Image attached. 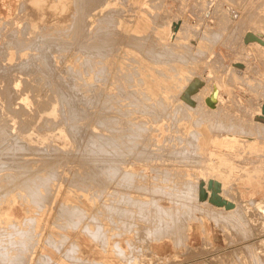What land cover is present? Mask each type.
I'll return each mask as SVG.
<instances>
[{
    "label": "bare ground",
    "instance_id": "bare-ground-1",
    "mask_svg": "<svg viewBox=\"0 0 264 264\" xmlns=\"http://www.w3.org/2000/svg\"><path fill=\"white\" fill-rule=\"evenodd\" d=\"M121 1H123V3L126 4L125 5L127 8L126 11L129 10L133 14L134 13L136 14V18H134V16H133V19H131V17L129 19H127V17H125V19H127L128 23L126 22L125 19H124L125 21L122 20V21H124L123 23L126 22V24H127V27L124 29V32L118 31L119 29L116 30V27H117L116 25H118L119 22H117V23L115 22L117 20L114 18L113 15L116 14L117 12L114 14L111 13L114 11L113 10L114 8L111 10V8L113 6L110 4V2H108V0H23L22 4H24L27 7L29 6L26 9L23 6L25 11H27V12H25L23 10L25 12V13L23 12L24 15L28 14V16H29V19L27 17H25V19L26 18L28 19V22H26V23H28V24L30 23L32 33L33 32L34 33L32 35H31V33L29 34V26H27L28 24H26V23L24 24V22L26 21L25 20L24 22L22 21L24 25H21L20 28L16 27V26L14 28L8 27L9 33H10L9 35H11V36L8 38L7 41H9V42L11 41V43L12 42L15 43V41H16V43L14 44L16 46H13L16 48L12 47L13 48L12 50L15 49L19 52L18 53L15 51L17 53L16 56H18V54H19V56H21L20 52L23 51L21 53H24L26 51L25 52L26 55L23 54L24 57H22L23 58L22 59L23 64H25V62H27L29 60L28 58L30 56L33 58L34 57L38 58V61L40 63V67L42 68V69L41 68L37 69V70H39L38 74L41 77L39 79H42V78L45 79V80L44 79L40 80V82L38 81V83L43 84V82H41V81H44L45 86L46 85L48 86V84L53 83V79L51 80L52 82H50V80H49V79H51L50 77H52V76L54 77V75L51 74L52 71H50L53 69H52V66H51V69L49 68V66H50L49 62L50 61L48 63L46 61L47 64L44 62L45 57H43L44 58L43 59L42 56H40L38 53L33 54L31 52L32 54H30V53H28L30 51H27V50H39V49H36V47L42 46V45L40 46L41 41L39 39L44 38V36L47 37V38L45 37L46 40L49 38L48 36H51L53 38L61 37L62 38L61 40L66 42V43L68 42V40L65 41V39H67V38L70 39L69 37H71L70 42L68 44H71V41H72V43H73L72 45L75 48V50H72V52L74 51V55H75L74 59H73L74 64L68 63L66 65V63H64V65H66L65 69L71 73V77H72V79H71V77L68 76L69 79H71V81H72L71 86H70V91L68 92L66 90L67 91L66 92L64 90H61V89H64L68 84L66 86L63 84L65 87L62 86L61 83H63L65 80L62 82L63 77L59 75L60 77H62L61 78L62 80H60L59 76L55 73H54L55 77H57V79L59 81H61L60 85L62 87L58 86V88H56L54 85L53 86H54V88H56L57 92H59V93H57L58 96L56 95L57 96L56 98H58L57 100L61 103L62 102L66 103L65 109L67 110V112L65 111V113H67V115H70V116H67V118L64 117L66 119L65 121H69L68 126H70L71 129H74L77 132V138L78 139L77 138H75V139H77V141H78V144L76 147V148H78L77 149L78 153H77V151H76V153L80 155L81 159H83V161H81L80 158L78 157L80 160L79 162H81L80 166H81L82 162H83V164L89 163V166L84 167V168H86V170L89 167V170H90L89 177L88 178L86 177L89 180L88 182H85L86 178H84V180L82 179L83 178L82 175H81L82 178L80 181V177L78 176L79 174L76 173L77 172L76 169H75L76 172L75 171L72 172V173H76V175L74 176L75 178L72 175L71 176L74 178L75 182L80 183L83 181V185L81 184V186L78 183L79 186L81 187V189H84V190L88 189V191L89 190L91 191V194H90V192L88 194L86 193L87 195L90 194L89 195L90 197H88V196H86V197H88L91 200L90 205L94 208V210L91 209L92 211L89 212L86 207H84L83 205L80 204V201H79V205H78L75 203H71V202H69L63 198L60 202V206L57 207L58 206L57 201L60 200L59 197L61 194L60 193L61 187H62V184L64 183V182L63 183L62 182L57 183V181L55 180L57 178V176H56L57 170L56 169L59 167L56 164H59V162H57V160L55 161L56 163L54 165H55V167L57 166V168L53 169L52 165H50V164L54 163L53 162L54 158L53 159L51 158L52 160H50V161H52L53 163L49 164L50 170H48L47 169L48 167H47L46 169L48 171L42 172V169L40 170V167H39V166H41V161H36L37 158L36 159H32V158L28 159L29 157L27 155L29 153L27 155H25L24 152H21V151H25V148H28V147H26L27 145H26V142L24 141V137H23L25 134L26 126L24 127V125L22 126L20 124L21 126H19V127L20 128L23 127L24 131H23V129H22V131L20 130L23 133V135H18L16 133H13V131H10V129L14 130L13 128H11V126L13 125L12 123L9 122L11 126L8 125L9 123H7V125H5V123H6L5 120H8L6 118V117H8L7 114L9 116H11V114H13L11 112L7 113L8 110L10 111L11 109H13L11 106H10L11 107L10 109L8 106L5 108L4 112L6 111V109H7V111L5 113H2L3 115H1V113H0V172H2V171H11L12 172L11 175H10V173L9 174L8 173H2V176L0 175V179L3 176H10L11 177V178H8L10 180H9V182L6 181L7 182L6 184L5 183L2 184V182H0V189L6 188L8 186V189H6V190L4 189L7 192L4 194H0V207L3 206L4 202H8V203L12 202L11 200L5 199V198H6L7 194L11 193V192H9V189H11V188H9V184L14 183L12 185H14V187L20 188L19 190L20 191L22 190L24 193L23 194H22V192L21 193L18 192L19 194L15 193L17 191L14 192V190H12V189H14L13 186H12V189L10 191H13V194L14 195L16 194V197L17 196L20 197L22 199V201L23 200L27 201L26 203L32 204V205H34V207L36 206V209L38 210V212L41 211V209L44 208L46 205L48 208V215H50L54 209L56 210V208H58L57 213H56V215L58 217L57 216L56 217H57V219L58 218L63 219L62 222L64 224V227L62 225H59V227L58 226L57 227L60 228V226H61V230H64L62 228H66V229H68V231L66 230L67 231L66 234H64L65 233L64 232L59 237V239L61 238L60 244L55 245V243H52L53 245H51V244H49V245L53 246V247L55 246V250H57V252H58V251H60L63 244H65L66 241H69L70 242V243L68 242L69 247L65 249V252L68 255L74 256L75 254H79L76 251L81 252L83 256L87 255V258H81V259L73 260V261H72V259L67 257L66 260H68V261L70 260L72 264H109V262H108L109 260L106 257V253L109 252V249H110V251L113 252L115 258H117V260H119V264H122L123 261H124V264H169V263L171 264L172 262H169L170 258L162 257L158 254V250L156 248L149 249V248H147L148 246H146V245H151V244L162 243V240L167 235L165 232V229H168L170 227V225L165 224V223H160V221L163 220L161 213L165 212V211L163 209H159V213L161 215L159 214V216L158 215L154 216L152 218L154 223L152 221H149L151 223V226H149V223H148L147 229L144 226H143V228L138 227L137 221L142 220L143 218L141 219V218H137V217L140 215L143 216L142 214L145 212L144 208L145 207L147 208V203H145V201L141 200L139 197H138L139 198L138 199L136 196H132L130 192H138V195H140L139 194L140 190L144 191L146 189V185L141 184L136 179V178L140 179V177H141V180L142 179L144 180L145 177L143 178V176L145 174L141 176V174L136 173V171L131 168L132 162L128 161L129 158L130 157L136 158V156L140 158L139 154H141V153H142V155H141L142 157H143V154L145 156L147 154V151H146V153H144V152H145V150H147V147H149V145H151V144H154L156 146V143L161 142V140H164L163 142H167V143H168V140H171L170 142L175 143L177 141L176 135L178 134V132L181 133V128L184 130V132L182 134H186L187 131L191 130L192 124L197 125V126H205L203 124L204 123L207 124V122H208L209 126H210L211 118L213 116L216 118H220L219 123H222V125L225 126L226 128H228V131H230L227 134L224 133L223 134L224 137L220 136V134H218L220 137H222L221 139H218V135L216 137L215 136L210 137L209 135H207V132L205 131V129L199 128L197 130H194V132H193L196 134V139L193 141L194 149H192V152H193V154L194 153L198 154L199 150H197V149H201L202 151H199V152L201 155L204 153V156L206 157V159L202 165V162H203L202 159L203 158L200 159V155H199L198 159H200V160H197V161H198V163H200V161H201V163L199 165L201 167L199 168L198 174L195 176V181L193 180V182L191 183L189 180L188 181L185 180L186 192H185L184 196H186L187 201H184V202L189 203L190 201H194V202L197 201L200 204H204V205L206 204L210 208L208 210L212 211V210H219L220 209L221 213L234 211L231 209L226 210L223 206H216V205L212 204L210 201H208V198L211 195V193H214V195H217V196H219V197H221L227 201H228V195L233 194V191L235 189H233L231 187V182L229 181V179H231L232 176L230 175V172H224V170H223L226 168L223 166H228L230 164L229 162L232 161V159H229L224 153L220 154L218 152L219 153L218 154L217 152L214 153L213 151H212L213 153H211L210 150H208V151L205 150L204 145H206L208 142H211V144L214 142L217 144L219 143L220 146L221 145H224V146H226V145L230 146L231 145L234 147L235 145L238 146V145L243 143V144H246L248 148L253 146V149L256 150L258 148L257 147L258 141H259L258 139H261V137H258V134H263V136H264V97H262L261 100L259 101V107L252 109L253 108L252 105L245 104L246 101H248V99L245 100L243 98L245 100L244 101L243 99L240 100L241 97L236 98L231 94H228V95L223 94L220 92L219 88H216V91H215L211 86H209V87L205 86V82H204V80L201 79V77L186 75L183 69L176 71L177 74L171 73L170 72L172 69L171 62L174 61L173 59H171V56L176 54V52L179 48H180V50H178L179 51L178 53L180 54V52L187 50L186 48H188V49L193 48V47H191L192 45L195 46L196 53L197 52L199 53V51L201 50L199 38H201V37L198 35L196 38L194 37L195 39L192 38L193 36L190 38H186V34L188 32H190V30L179 19H171L170 20L169 18L168 19L170 21L168 20L169 22L166 23V25L168 27L167 29H164L166 26L164 24V27H163V24L161 23L165 19L164 20L160 19V20H162L160 22L157 19L159 22V25L153 26V27H155L154 32H150V31L149 32H143L146 29L150 30L152 27L151 26L152 24H150L148 21L142 19V17L138 13L141 12L143 9L145 10V6L148 5L147 2L149 4L151 2H149V0L148 1H146V0H121ZM219 1L218 0H196L194 2V4H196V8L199 7V9H197V10H200L202 12L201 17L203 14V16L205 17L204 20H206L207 22H208V20L211 19V16L213 14H214V16L219 15V16H217V19H216L217 21H215V22H217L216 23V25H218L217 28L220 27L223 30H221L219 28V30L217 29L218 32L219 31L226 32L228 29L226 31H224V30L227 28L226 25L229 24V23H227V22H229L228 20L233 19L235 23L231 27L228 25L230 27L228 33H230L229 36H231V37L235 34H238V36L240 37L239 45L238 44L237 45L241 48L240 49L241 53L243 54L247 50H250V49L257 47L256 52H258L260 56L264 57V29L263 30L261 29V27L264 26V23L262 25V23L260 21H257V22L250 21L247 24H244V27H241L242 25L237 26V24H239V23L243 24L241 22L243 21L245 23V21L244 20L240 21V19H239V21H237L235 18L236 15H234V12H231V14L229 15L230 16L229 18L226 17V12L230 11L231 9L228 10L229 9L228 8L229 6H228L227 7L228 11L225 12L223 9V5H222V8L220 5V3L223 0L220 3H219ZM121 3H119V4H121ZM160 3H161V0H160ZM235 3H236V1L234 2V4ZM250 3H251L250 5L252 6L253 1ZM157 4L159 5V3H157ZM206 4H209V6L210 5L211 6L207 7ZM159 6H161V5H159ZM225 6H227V5H225ZM238 6H240V4H238ZM251 6H250V8H251ZM152 7L154 8V6H152ZM161 7H159V8H161ZM116 8H118V7L116 6ZM149 8H151V7H149ZM119 9H120V7H119ZM154 9L157 10L156 7ZM17 10L19 11V9H17ZM156 10H155V12H156ZM259 10H260L261 14L264 15V1L262 2V6L260 7ZM117 11H118V9H117ZM122 11H124V10H122ZM126 11L124 13H126ZM161 11H162V9H161ZM119 13L122 14L123 12H119ZM215 13L217 15H215ZM127 14H128V12H127ZM127 14H126V16H127ZM155 14H158V12H156ZM167 14H168V12H167ZM209 14L210 15L212 14V15L208 16ZM24 15H23V17H22V15H20V16H18V18L19 17L24 18ZM166 15H163L162 17H164ZM206 15H207V17H206ZM120 16H123V15H120ZM130 16H132V14ZM149 16L151 17L152 15L149 14ZM14 17H17V16H14ZM160 17H161V15H160ZM167 17H169V15H167ZM201 17H199V18H201ZM151 18H150V20H151ZM170 18H171V16H170ZM14 19L16 20V18H14ZM21 20H23V19H21ZM16 21H15V23H16ZM166 21H167V19H166ZM211 21L212 20H210L209 23H211ZM153 23H154V20H153ZM5 24H7V21ZM5 24L3 23V25H5ZM214 24L215 23H213V25ZM12 26H14V25H12ZM205 26H206V23H205ZM3 27L4 26L0 27V32H2V30H5V29H2ZM237 27L241 28L240 32H238V30L240 28L237 29ZM45 28L49 29L50 31H47V29H45ZM202 30H201L202 34L207 33L206 30H208V27H207V29H204L203 31ZM217 30H216V32H217ZM6 31H7V28H6ZM116 31H118V32H116ZM195 31L197 32V30H195ZM3 32L5 33V31H3ZM26 32L29 35H31V37H29V39L26 37ZM193 32H194V30H193ZM212 34H214V33H212ZM216 34L217 33H215V35ZM206 36L203 38H206ZM236 36L237 35H235V37ZM38 37H41V38H38ZM0 38H2V37L0 36ZM6 38H7V35H6ZM37 38H38V41H40V42L37 41ZM232 38L230 40L227 38L229 40V41H227V43L230 42V44L235 45L236 44L235 41H237V39L235 41H233ZM11 39L12 40L14 39V40L12 41ZM45 39H41V40H44V42H45ZM206 39H208V37ZM58 40H60V39H58ZM4 41H6L5 38H4ZM50 41L52 43L53 39ZM9 42H8V44H11ZM44 42L41 44H44ZM64 42H62L61 44H64ZM48 43H49V41H48ZM54 43H56V40ZM157 43H159L160 47H161L158 49L159 51L157 50V48H155L156 50H154L153 45L157 46ZM1 44H2L1 46H3V47H9L8 45H5L6 43L4 44L5 46L3 45V43H1ZM53 44H52V46H56ZM46 45H47V43L44 44V46H42V47H45ZM50 45L51 44H49V46ZM59 46L61 47V45H59ZM46 47H45V50L48 48V47L47 48ZM157 47H159V46H157ZM50 48H51V46H50ZM50 48H49V52L51 51ZM56 48H59L58 45ZM62 48H63V45L61 48H59V49H61L60 50L61 52H62ZM67 48H66V50H67ZM63 49H65V47ZM2 50H3V48H2ZM6 50H7V48H6ZM52 50H54V49H52ZM7 51H10V50L8 49ZM7 51H5V52H7ZM42 51H43V48H42ZM56 51L58 52L59 50L56 49ZM56 51L54 50L55 53H57ZM155 51H157V52H155ZM0 52H1V49H0ZM66 52H63V53H66ZM201 52H203V51H201ZM2 53H4V52H1L0 54H2ZM16 53L13 52V54H16ZM44 53L47 54L48 51H47V53L43 52V54ZM190 53H192V52H190ZM4 54H6V53H4ZM40 54H42L41 51H40ZM49 54H47L46 60L48 59V57L51 60V58H50L51 56H48ZM58 54H57L58 57L55 55V57H57V59L60 57L59 56L60 54L59 55ZM180 55H182V54H180ZM183 55H182V57H183ZM61 56H62V54H61ZM65 56H64V58H65ZM176 56H178V55H176ZM52 57H54V56H52ZM4 58H5V56L3 58H1L2 60L1 59L0 60L3 61ZM26 58L28 60H26ZM179 58H180V56H178V58L176 57V59H179ZM6 59L4 60V62L6 61ZM20 59L21 58H19V60ZM36 59L35 60H29V61L34 62V61H37ZM170 59L172 61H170ZM22 62L19 61L17 63L22 64ZM65 62H66V60H65ZM27 63H29V62H27ZM59 63L61 64L60 61H59ZM176 63H177V61H176ZM2 64L4 65V63H2ZM5 64H6V62H5ZM7 64H9V63L7 62ZM15 65H16V62H15ZM26 65H28V64H25V66ZM9 66L14 67V63H13V65L10 64ZM25 66H24L23 70H22V68H20L21 66L20 67L18 66L19 67L18 71L20 72V69L22 71H24ZM30 66L35 68L33 65H30ZM55 66H56V64H55ZM0 67L1 68L3 67L2 68L3 73H5L4 68H6V67L9 68L8 72H10V69L13 70V68L8 67V65H5V66L1 65ZM53 67H54V65H53ZM59 67H60V65H59ZM27 68H26V70H27ZM33 68H30L28 70H31V69L33 70ZM56 68L58 69L57 66H56ZM54 69H55V67H54ZM12 70H11V73H9V75L10 74L12 75V72H13ZM15 70L16 69L14 67V71ZM62 70H64V69H62ZM34 71L37 73L36 69ZM19 72H18V74H19ZM24 72H22V73L24 74ZM53 72H55V71H53ZM3 73H1V75H4ZM16 73H17V71H16ZM28 73H31V71L30 72L28 71ZM65 73H67V72H65ZM23 74H21V75H23ZM26 74H27V72H26ZM14 75H15V73H14ZM27 76L32 77L29 74H27ZM34 76H36V75L34 74ZM5 77H7V76H5ZM23 77H24V75H23ZM68 77L65 79H68ZM37 78L38 77H36L35 82L37 80H39ZM10 79L12 81L14 80V79H12V77H10ZM19 79L17 78V80H19ZM21 79H23V78L21 77ZM11 80H9V81H11ZM12 81H11V83H12ZM20 81H18V82L15 81V82L19 83ZM23 81L27 82V80H22V82ZM55 82L56 81L54 80V83ZM65 83H67V80L65 81ZM0 84H1V82H0ZM20 84L22 85V83H20ZM25 84H23V85H25ZM35 84H33V87L31 88L32 91H33V88L34 87L36 88V86H37V84H36V86H34ZM21 85H19V87ZM27 85H28V82H27ZM58 85H59V82H58ZM69 85H70V83H69ZM3 86H1V88H3ZM40 86H42V85H40ZM40 86H39V89H36V91L35 92L33 91V92L36 93L37 90H40V88H41ZM45 86L43 85V87H45ZM51 86L52 85H50L48 87H51ZM68 86H67V88H68ZM25 87H26V85H25ZM14 88L15 87H13V89ZM17 88L18 87H16V91L18 90ZM20 88H22V87H20ZM37 88H38V86H37ZM29 89H27V90L30 92ZM50 89H51V91H56L54 89L52 90V87L49 88V90ZM1 90L3 92L4 89H1ZM19 90H21V89H19ZM27 90H25L26 92L21 91L20 93L19 92L18 93L19 94H22L23 92L27 93ZM5 91H7V90H5ZM51 91H49V92H51ZM217 91L219 94L217 93ZM2 92L0 94H2ZM7 92H9V91H7ZM7 92H5L4 94L6 95ZM33 92L30 94V96L33 95ZM47 92H48V90H47ZM184 92H186L187 97L189 98V102L187 100H183L181 98V95ZM53 93L54 92H52V94ZM216 93L218 95H216ZM7 94H9L8 96L6 95L7 97L4 96V98H1V99L6 101L5 98L8 99V97L10 96V93H7ZM23 94H22V96H23ZM16 95H17V92H16ZM25 95H24V97H25ZM49 95H47L46 98ZM26 96H28V94ZM36 96H37L36 99H38L39 95H36ZM0 97H2V95ZM31 97L34 98V96H31ZM52 97L55 98V94ZM29 98H27V99L29 101L32 99L31 101L33 104L36 103V102H34L35 100L33 98H30V99ZM8 100H7V102H4L5 105L10 104V103H8ZM10 100H12V99H10ZM42 100H43V97L39 101H42ZM44 100H47V99L44 98ZM50 100H51V98L49 99L50 104H53V102H56L55 99H53L54 101H50ZM39 101H38V103H41ZM49 102H48V104H46L47 102L46 103L43 102L42 103L43 105L40 106V109L42 111L43 110L46 111L47 113L48 112L54 113L55 107H54V105H49ZM38 103H36V104H38ZM54 104H56V103H54ZM62 104H64V103H62ZM28 105H27L26 101L21 102L20 103L21 110L19 109V107L16 108V106H19V105H16V106L14 105L15 107L14 106L13 107L16 110L18 109L19 111L18 110H17L18 112L14 111V114L12 115V117L15 116L16 114L19 115L20 114L19 112H22V110L23 111L27 110L29 107ZM58 105L61 107L60 104H58ZM32 107L33 106H31V108ZM262 107H263V109H262ZM29 109H30V107H29ZM36 110H34V112ZM32 111H33V109H32ZM63 111H64V109H63ZM37 112L40 113L39 111H37ZM58 112H60V110ZM9 113H11V114H9ZM60 113H61L60 116L62 117L63 112L61 111ZM41 114L43 115V113H40V115ZM36 115H34V116H36ZM40 115L37 118L36 117H34V118H36L38 120V118L41 117L40 119H42V115L41 116ZM21 116L24 117V116H26V114L25 115L22 114ZM44 117L50 118V116H48L47 114H46V116L44 115ZM16 118H18V117H16ZM16 118L14 120H16ZM47 118L45 119V121L49 120ZM18 120H20V117L18 118ZM37 120H35V122ZM50 120H51V118H50ZM86 120H87V125H89V127H87L88 130H86L88 132H86L84 135H80L79 134L80 127ZM24 121H26L25 123H28L26 119ZM29 121H31V123L34 122L32 120H29ZM49 121H46V122L49 124L50 123ZM65 121L63 120V123ZM16 122H17V120L14 122V125L19 123V122L18 123H16ZM35 122H34V124H35ZM41 122H40L39 126H36V124L38 123L37 122L34 125V127L31 128L32 130H29V131L34 133L36 130L33 131V128L38 127V132L39 131L41 132L42 128L40 126H43L42 124H44V123L41 124ZM52 122H53V120H52ZM54 122H55V120H54ZM57 122H58L57 124L55 122L56 127L53 125V123H52V125L50 123V126L52 127V130H50V132L55 131V128H57L56 130H59L58 127H61V126H58L60 120ZM178 122H180L179 127H181V128H178V129L173 128V126L175 127L178 124ZM219 123L212 124L214 126L213 128H217ZM29 124H30V122H29ZM29 124H28V126H30ZM46 124H44V127H46L45 126ZM61 124H62V121H61ZM14 125L12 127H14ZM31 125L33 126V123ZM65 125H66V123H65ZM53 126H54V130H53ZM8 127H10V128H8ZM17 127H15L16 132L19 129V128L16 129ZM39 127L41 128V130H39ZM188 127H190V128L186 130V128H188ZM206 127H207V125H206ZM29 129H30V127H29ZM64 129L67 130L66 128H64ZM68 129H69V127H68ZM194 129H195V127H194ZM209 129H211V126L209 127ZM209 129H208V133L213 132V130L209 131ZM46 130H48V129H46ZM237 130H238V132H235ZM26 131L28 133V130H26ZM69 131H71V130H69ZM38 132L36 134L35 133L34 134L39 135L40 132L39 133ZM76 132H73V134H74L73 137L75 136ZM45 133H46V131H45ZM164 133H167V134H164ZM34 134H31V135L35 136ZM40 134H43V133H40ZM51 134H49V135H51ZM55 134H57V133L55 132L54 135L53 134L52 135L55 136ZM71 134L72 133H70V135ZM31 135L29 137H31ZM40 137L46 138V137H48V135L46 133L44 136L42 135ZM57 137H54V138H57ZM67 138L69 139V137H67ZM72 138L70 139L69 142L73 141L74 138L73 139ZM183 138L186 139L184 136H183ZM34 139H35V141L38 140L36 138H34ZM75 139H74V141H75ZM172 140H174L175 142ZM40 141H39V143H40ZM181 141H184V140L181 139ZM197 141L200 142L201 145L196 144ZM170 142H169V144H170ZM259 142L261 143L262 141H259ZM75 143H76V141H75ZM40 144H42V141ZM46 144L49 145V142ZM43 145H42V148L45 151V148L43 147ZM71 145L74 147V145L72 143H71ZM38 146H35V148L33 147V150H35L36 147L38 148ZM209 146H210V143H209ZM211 146H214V145H211ZM156 147H158V146H156ZM223 147H222V149H223ZM233 147H230V148L232 149ZM29 148H28V150H29ZM39 148H41V145ZM39 148L37 150H39ZM42 148L40 150H42ZM46 148H48L47 150H50L49 147H46ZM54 148H52V149H54ZM56 148L58 149L57 146H56ZM56 148L54 149L55 152H59V151H56ZM158 148L157 149L160 150L163 148L165 149L166 147L163 146L161 148L160 147H158ZM212 148H214V147H212ZM150 149H151V147H150ZM226 149H227V147H226ZM37 150H35V152H34L35 156H36V153L38 152ZM54 150H52V151H54ZM59 150H61V149H59ZM65 150H62V151H65ZM69 150L70 149H68V151ZM220 150H221V148H220ZM148 151H149V148H148ZM152 151L157 152V150H152ZM209 151H210V153H207ZM214 151H215V149H214ZM263 151H264V149H263ZM31 152H30V155H32ZM70 152H71V150H70ZM171 152L170 153L168 152V154L170 155ZM185 152H183V153H185ZM41 153H42V151L38 154H41ZM49 153H52V152H49ZM61 153H63V152H61ZM157 153H156V157L159 156V155L157 156ZM59 154L60 153L55 154V155H59ZM161 154L162 155H160V157L164 156L163 152ZM168 154H165V155L168 157ZM173 154H174V152H172L171 160L173 159ZM44 155H47L46 151H45ZM69 155H67V156H69ZM154 155H153V158H154ZM177 155L180 156V153ZM177 155L174 157L176 158ZM37 156H39V155H37ZM41 156H43V155H41ZM59 156L62 157V155H59ZM193 156H195V154ZM213 156H217L215 158L218 159V161H217L218 164H214L216 159L214 161L211 160L212 158H214ZM44 158H42V159L44 160ZM62 158L60 159V161L63 160ZM150 158L147 157L145 159L149 160ZM187 158L185 157V159H187ZM42 159H40V160H42ZM47 159H50V158H47ZM162 159H164V158H162ZM208 159H210V162H208ZM67 160L69 161V157ZM85 160L88 163L84 162ZM135 160L133 162H136L139 159L137 158V160L136 161ZM141 160L144 161V157ZM193 160H194V157H193ZM70 161L72 162V160H70ZM73 161H75V159ZM143 161L142 162L140 161V162L142 164H144ZM175 161H176V159H175ZM197 161L194 160L195 163ZM63 162H61V164L64 165L65 162L64 163ZM217 162H215V163H217ZM44 163L47 164V163H49V161L44 162ZM61 164H59V165H61ZM83 164H82V167H83ZM183 164L185 165V163H183ZM43 165L45 167V164H43ZM78 165L79 164H77V166ZM153 165H155V164H153ZM47 166H48V164H47ZM84 166H86V165H84ZM33 167H37L38 169L37 168L33 169ZM51 167H52V169H51ZM66 167H67V165H66ZM69 167H71V166H68L67 168H69ZM82 167L79 170H81ZM61 168H63V167H61ZM77 168H79V167H77ZM167 168H169V167H167ZM175 168H177V167H175ZM63 169H65V168H63ZM63 169H61L62 174H64ZM70 169H69V171H71ZM82 170H84V169H82ZM153 170H155V172L158 171L156 168H154ZM43 171H44V169H43ZM88 171H86V172H88ZM139 171L141 173V170H139ZM170 171H171V169H170ZM170 171L165 169L164 173H162V176H167L168 174L171 173ZM61 172L57 171V173H60V174H61ZM86 172L84 171V173H83V171H82L83 175L84 174L86 175L87 174ZM172 172H174V170ZM68 173H70V172H68ZM82 173L80 172V174H82ZM193 173H194V171H193ZM66 174H67V170H66ZM185 174L187 175V172L183 173V175H185ZM67 175H65L66 178H67ZM160 175H161V173H160ZM58 176H59V174H58ZM76 176L79 177L78 181L76 180L77 179ZM60 177H61V175H60ZM193 177H194V175H193ZM5 179H7V177ZM61 179H59V180H61ZM67 179H64V180H67ZM71 180L70 181L67 180L68 181L67 183H69V182L73 183L74 182L73 180H72L73 182ZM55 181L57 184H55ZM209 181L211 182L210 186H209ZM4 182H5V180H4ZM84 182L87 184L84 185ZM200 182L203 183L201 189L203 191H205L207 194V197L204 200H199V198H198L199 197L198 192H199V188H200L199 187ZM74 183L72 184V187H71V185L67 184V187L70 186L71 188L70 187L69 188L71 190H72V188L74 189L75 188V186L73 187ZM193 184H194V188L191 189ZM75 185H77V183ZM69 188H66V189H69ZM81 189L79 190V187H78V190H76V191L77 192L80 191V194L85 193L84 190H82V192H81ZM72 191H70V192H72ZM76 191H75V193H76ZM88 191H86V192H88ZM192 191L194 193H192ZM238 192L236 191L235 193H238ZM66 193H68V191ZM70 196L73 199V197H72L73 195H70ZM88 198L85 199V200H87V202L89 201ZM77 199H79V198H77ZM7 200H9V201H7ZM45 203H46V205H45ZM24 204H25V202H24ZM184 205L185 204L182 203V206H184ZM148 208H150L149 205H148ZM186 208H188V207L186 206ZM191 210H193V209H191ZM191 210H188V211H191ZM239 210H238V212H241ZM166 211L168 212V210H166ZM35 213L33 215H28V216L22 218L20 221V224H18V222L15 221L16 219L11 220L7 225L5 223V226L3 225V227H2L3 229L0 230V241L5 239L4 236H7L8 239H9V235H11L10 237L19 236V238H21V242L19 244L24 243L25 245H28V247L33 248L32 246L34 244H36V241H34V240H36V237H37V235L35 234L36 233L35 228L37 225V216H38L37 214L38 213H36V214ZM53 213H55V211ZM207 215H209V214H207ZM3 216H4V214H3ZM210 216H211V213H210ZM166 217L167 216H165V219H166ZM4 218L6 219L5 216H4ZM209 218H211V217H209ZM212 218H213V216H212ZM5 219H3V220H5ZM9 220H10V218H9ZM58 220H61V219H58ZM58 220H55L56 223ZM103 220H107L108 226L106 224H104ZM144 220H146V222H147L148 219H144ZM216 220H218V219H216ZM6 221H8V220H6ZM51 221H52V219H51ZM55 221L53 220L54 223H55ZM62 222H59V223H62ZM56 223L54 225H57ZM32 226L34 228H32ZM58 228H56V229H58ZM59 234H61V233H59ZM48 235H46L47 239L51 236V234H48ZM123 235H127V237L125 239H123L125 242V246H123L120 243V240H113L112 243L110 242V240H112V238L120 237ZM81 237H85L86 240L92 242L94 245V249H97L98 253L102 254L103 256H101L100 258H96V257L90 258L91 253H88L85 251L82 252L81 246L83 244L80 241ZM168 237H166V238L168 239ZM149 238H154V239H149ZM47 239H46V242H47L46 244L48 245L49 241H47ZM26 240H30V242H28V244H27ZM56 240L58 242L57 238H56ZM56 240H54V241H56ZM83 241H84V239H83ZM179 242L177 244H179ZM259 242H260V240H259ZM68 243H67V245H68ZM14 245H17V244L15 243ZM53 247H52V249H53ZM251 247H253V248L255 247L253 245V243L252 244L247 243V245L245 246L246 251L249 250ZM146 249L152 251V253H153L152 255L155 256V261L152 260L151 262H146L143 260L144 259L143 256H145L144 252L146 251ZM251 253H253V252H251ZM27 254H28V252H27ZM27 254H26V256H27ZM30 254H31V252H30ZM38 254H39V252H38ZM140 254L142 255L143 259L140 258L141 257ZM146 254H148V253H146ZM148 255L149 256H147V257L151 256L150 254H148ZM257 255H258V253H257ZM26 256H25V254L22 255V252H19L16 254L15 258L17 261L20 258H23V257L26 258ZM251 256L252 257H250L249 259L257 261L255 263L253 262L252 264H260L261 263V262H259V259L256 256V254H255V256H253V255H251ZM41 257H42V258H40L41 262H42L41 264L54 263L53 259L48 254H45V256H41ZM63 257H65V256H62L61 258H63ZM147 257H145V258H147ZM239 258L241 259L242 257H239ZM239 258H237V259H239ZM40 259H39V261H40ZM29 260L31 261V258H29ZM121 260H122V262H121ZM160 260H162V261L159 263ZM239 260H237V261H239ZM166 261H168V262H166ZM241 261H243V263H244L245 259L244 260L242 259ZM232 263H230V264H232ZM237 263L242 264V262H240V261ZM247 263H249V262H247ZM56 264H60V263H56ZM226 264H228V263H226Z\"/></svg>",
    "mask_w": 264,
    "mask_h": 264
},
{
    "label": "rangeland",
    "instance_id": "rangeland-1",
    "mask_svg": "<svg viewBox=\"0 0 264 264\" xmlns=\"http://www.w3.org/2000/svg\"><path fill=\"white\" fill-rule=\"evenodd\" d=\"M117 1L118 0H114V1L113 0H108V2H110V4L113 6L111 8V10L114 8L113 9L114 11L111 12V13L114 14V13L117 12L116 13L117 15L116 14L113 15L114 18L117 20L115 22L116 23L119 22L118 25H116L117 26L116 27V30L119 29L118 31L124 32V29L127 27V24H126L127 19H129L130 17H131V19H133V16H134V18H136V14L135 13L133 14L129 10L126 11L127 10V8L125 6L126 4H124L123 1H121V0H119L120 2L119 1L117 2ZM146 1H148V0H146ZM195 1L196 0H161V3H162L161 4L160 3V0H158V1L157 0L156 1L155 0H149V2H151V3L149 4L147 2L148 5L146 4L147 6H145V10L143 9L142 10L143 12L141 11V12L138 13L142 17V19H144V20L148 21L150 24H152L151 25L152 27H151L150 30L149 29H146L143 32H149V31L150 32H154L155 31L154 30L155 27H153V26L159 25V22L162 21L160 19H163V20L165 19L164 21L161 22L163 24V27H164V24L166 26L164 29H167L168 28L167 25H166V23H168L171 19H179L190 30V32H188L186 34V38H190V37L193 36L192 38L195 39L198 35L201 37V38H199V40H200V49L201 50L199 51V53L198 52L196 53L195 46L192 45L191 47H193V48H189V49L186 48L187 50H184L183 52H180V54H182V55L184 54L183 57H182V55H180L178 53L179 52L178 50H180V48H179L177 50L176 54H174V55L171 56V59H173L174 61H172L170 59V61H172L171 62L172 69H171L170 72L173 73V74H177L176 71L183 69L186 75L201 77V79L204 80V82H205V86H208V87L211 86L215 91H216V88H219V90H220L221 93L227 94V95L228 94H231V95H233L236 98H240L241 97L240 100H242L243 98L245 100L248 99V101H246L245 104L252 105V107H253L252 109L258 108L259 107V101L261 100L262 97H264V84H263L264 83V57L260 56L259 53L256 52L257 47H255L253 49H250V50H247L245 53L242 54L241 51H240L241 48L238 46L239 45V39H240V37L238 36V34H235L237 36L235 37V35H233L234 37L232 36L233 37L232 38L231 36H229L230 33H228L229 32V28L235 23L234 20L233 19L228 20L229 22H227V23H229V24L226 25L227 28L224 31H226L227 29L228 30L226 32L219 31L220 32L219 33L218 30H219L220 27L217 28L218 25H216L217 22H215V21H217L216 19H217V16H219V15H217L215 13V15H217V16H214V14L213 15L211 14L212 15L211 16L209 14L208 16H211V19L210 20H212V21H211V23H209L210 20H208V22H207L206 20H204L205 17L203 16V14H202V17L203 18L201 17V13L202 12L200 10H197V9H199V7L196 8V4H194ZM221 1L222 0H220L219 3ZM235 1H236V3H235L236 5L234 4ZM240 1L239 0H234V1L233 0H223L222 1L223 3L222 2L220 3L221 8H222V5H223V9H224L225 12L231 9L230 11L226 12V17L229 18L230 17L229 15L231 14V12H234V15H236L235 18H236L237 21H239V19H240V21L241 20H244L245 21V23L243 21L241 22L243 24H240V23L237 24V26L238 25L239 26L242 25L241 27H244V24H247L250 21H254V22L260 21L262 23V25H263V23H264V15L261 14V12H260L259 9L262 6V2L264 0H240ZM252 1H253V4L251 6L250 5L251 4L250 2H252ZM0 3H1L0 4V27L4 26L2 29H5V30H2V32H0V36L2 37V38H0V46L2 45L1 43H3V45L6 43L5 45H8L9 46V47H3V46L0 47L1 52L6 53V54H4V53L0 54V56L2 55L0 57V59L3 58L4 56H5L4 60L7 58L6 61H5L6 64H5L4 60L3 61H1L2 59L0 60V63H1L0 66L1 65L2 66L8 65V67L13 68V70L10 69V72H8L9 71V68H7V67L4 68L5 69L4 70L5 73H3V71H2V68L3 67L2 68L0 67V69H1L0 70V82L2 84V85L1 84L0 85L1 86L4 85L3 88H1V86H0V90L1 89H4L3 92H2V90L0 91V93L2 92V94H0V96L2 95V97H0V104H1L0 105V113H1V115H3L2 113H5L7 111V109H6V111L4 112L5 108L8 106L9 109L11 107L13 109H11L12 111L11 110L10 111L8 110L7 113L8 112H11V113L14 114V111H17L18 110V109L16 110L14 107L16 105H19V106H16V108L19 107V109L21 110L20 103L23 102V101H26L27 105L29 104L28 106L30 107V109L28 107L27 110H25V111L22 110V112H19L20 113L19 115L16 114L17 116L15 115V116L12 117L13 114L9 113V114H11V116H9L6 113L7 116H8L6 118L8 120H5L6 121L5 125H7V123H9V122L14 125V122L17 120L16 123H18V122L19 123L18 124L15 123V124L18 127L16 125H14V127H12L13 125L11 126L10 123L8 125L11 126V128H13L14 130H15V127H17L16 129L19 128L17 132H16V130L14 131V130H11L10 129V131H13V133H16L18 135H23V133L21 132L22 129H23V127L20 128L19 126H21V125L22 126L24 125V127L26 126V128H25V134L26 135L24 134L23 137H24V141L26 142V145H27L26 147H28V148L30 146L31 147L29 148L30 151L28 150V148H25V151H21V152H24L25 155H27L29 153L27 155L29 157L28 159H31V158L32 159H36L37 158L38 160L36 159V161H41V166H39V167H40V170L42 169V172H46V171L50 170L49 169V164L50 163H53V162L54 163L53 164H50V165H52L53 169H56L57 166H59L58 167L59 169L58 168L56 169L58 172H61V169L65 168V169H63L64 170L63 171L64 174H62V172H61V174L60 173H57V171L55 170L56 171V174H57L56 175L57 178L55 180L57 181V183H60V182L63 183L64 182L62 184V187H61V192H60L61 194H60V197H59L60 200L57 201V205H58L57 207L60 206V202H61V200L63 198V199H65V200H67V201H69L71 203H75V204H78V205H79V201H80V204L83 205L84 207H86L88 209V211L90 212V211L94 210V208L90 205L91 204V200L88 198V197H90L89 195L91 194V191L90 190L88 191V189L87 190L86 189L85 190L84 189H81L80 186H81V184L83 185V181L79 183V182H75V180H74V178H75L74 176L76 175V173L79 174L78 176L80 177V181H81L82 176H83V178H82L83 180H84V178H86V177L88 178L89 177V175H90L89 174V172H90L89 167H88L87 170H86V168H84V167L89 166V163L86 162V160H85L84 162H86L88 164H85V163L83 164V162H82L83 167H82V164L80 166V163L81 162H79V161L80 160L83 161V159H81L80 158V155L77 154L78 153V150H77L78 148H76L77 147V144H78V141H77V139H78L77 138V132L74 129H71L70 126H68L69 125V121H65L66 120L65 118H67V116H70V115H67V113H65V111L67 112V110L65 109L66 103L65 102H62V103H64V104H62L61 102H59L57 100L58 98H56L58 96L57 93H59V92H57L56 88H58V86H61L60 85V82L61 81H59L57 79V77H55V74H57L58 76L60 75V76L63 77L62 78V77L59 76V79L60 80L63 79L62 82L64 80L65 81L67 80V83H65V81L63 83H61L62 86H64V85L66 86L67 84L69 85V83H70L69 86L67 85L68 88H67V86L66 87L64 86L65 88L63 87L64 89H61V90H64V91L67 90L69 92L70 91V86H71V83H72V81H71V79H72L71 73L68 72V70L65 69V67H66V65L68 63L74 64V62H73L74 60L73 59H74V56L75 55H74V51L72 52V50H75V48L72 45L73 44L72 41H71V44H68L70 42L71 37H69L70 39H68V38L65 39V41L68 40L67 43L64 42V41H62L61 40L62 39L61 37L53 38L51 36H48L49 37L48 38L49 40L48 39L47 40L45 39L46 36H44V38L38 37V38H41V39H45V42L47 41L46 42L47 43L46 46L48 48L46 46L45 47L48 50L47 49L45 50V47H42V46H44V44H46L44 42V40L39 39L41 41L40 42V41H38V38H37V41L40 42V46L42 45L41 47L43 48V51H42V48L39 47V46L36 47V49H39V50L41 49L40 51H41L42 54H43V52H46L47 53V51H48L47 54H49L51 52L48 56H51L50 58H51L52 61L49 59V57L46 60L47 54L44 53L45 55L44 54L42 55V54H40V51L39 50H27V51H30V52H28L30 54H32V53L33 54L38 53L40 56H42V58L45 57V60H44L45 63H46V61H47V63L50 61L49 62V65H50L49 68L51 69V66H52V69L53 70H50V71H52L51 74H53L54 77L53 76H52L53 78L50 77L51 79H49V80H50V82H52L51 80L53 79V83L48 84V86L52 85L51 86L52 87V90L53 89L56 90V91H51V89L49 90V88H51V87H48L47 85L45 86L44 81H41V82H43V84L38 83V81L40 82V80H43L44 79V78L39 79L41 77L39 76V74H38V71L39 70H37V69H40L41 67H40V63L38 61V58L36 57L37 58L36 59L35 57L33 58L31 56L28 58L29 60H35L36 59L37 61H34V62L29 61L26 58V60H28L27 62H29V63L25 62V64H28L29 65V66L26 65L28 67L27 68L25 66V64H23V62H22V59H23L22 57H24L23 54H25L26 51L24 53H21V52H23V51H21L20 52V55L21 56H19V54H18V56H16L17 55L16 52H18V51L15 50V49L12 50L13 48H16V47H13V46H16V45H14L16 43V41H15V43H13V42L11 43V41L10 42L7 41L8 38L11 36V35H9L10 33H9L8 27L9 28H14L16 26V27H19L20 28L21 25H24L26 22H28L29 16H28V14H25L26 15L25 16L24 13L27 12V11H25V9L28 8L29 6L27 7L24 4H22L23 3V0H0ZM119 3H121L122 5L119 4ZM157 3H159V5H161L163 8L164 7L165 8L163 9ZM224 4L227 5V6H225ZM238 4H240V6H238ZM23 6L25 7V9H24ZM116 6L118 8H116ZM152 6H154V8L156 7L157 10L154 9ZM206 6L207 7H210L211 5L209 6V4H206ZM250 6H251V8H250ZM119 7H120V9H119ZM149 7H151V8H149ZM159 7H161V8H159ZM17 9H19V11ZM117 9H118V11H117ZM161 9H162V11H161ZM122 10H124V11H122ZM155 10H156V12H158V14L159 13L160 14L159 15L158 14H155L156 13ZM125 11H126V13H124ZM119 12H123V13L121 14ZM127 12H128V14H127ZM163 12L164 13L166 12V13L164 14ZM167 12H168V14H167ZM118 13L120 15H123V16H120ZM161 13L163 15H166V14L169 15V17H167V15L164 16V17H162L163 15ZM126 14H127V16H126ZM131 14H132V16H130ZM149 14L152 15L151 16L152 18L149 16ZM20 15H22V17L24 15V18H20L19 17L20 18L19 19L18 16H20ZM160 15H161V17H160ZM14 16H17V17H14ZM170 16H171V18H170ZM13 17L16 18V20L18 22ZM25 17H27L28 19L27 18L25 19ZM125 17H127V19H125ZM149 17L151 18V20H150ZM199 17H201V18H199ZM206 17H207V15H206ZM21 19H23V20H21ZM124 19L126 20L125 23H123L125 21ZM157 19L159 20V22H158ZM166 19H167V21H166ZM14 20L16 21V23H15ZM122 20H124V21H122ZM153 20H154V23H153ZM6 21H7V24H5ZM22 21L23 22L25 21L24 24H23ZM212 22L215 23V24L213 25ZM3 23L6 26L7 25L8 26L6 27L5 25H3ZM205 23H206V26L208 27V30H206L207 33L202 34L201 33V30L202 29L203 30L204 29H207V27L205 26ZM11 24L14 25V26H12ZM26 24H28V23H26ZM27 26H29V34L31 33V35H32L34 32L32 33V29H31L30 23ZM6 28H7V31H6ZM239 28L240 27H237V29H239ZM45 29H47V28H45ZM261 29L263 30L264 29V26H262ZM193 30H194V32H193ZM195 30H197V32ZM216 30H217V32H216ZM221 30H223V29H221ZM240 30H241V28L238 30V32H240ZM3 31H5V33ZM47 31H50V30L47 29ZM118 31H116V32H118ZM211 32L214 33V34H212ZM215 33H217V34L215 35ZM29 34L26 32V37L28 39H29V37H31V35H29ZM6 35H7V38H6ZM205 36H206V38L208 37V39L203 38ZM4 38L6 39V41H4ZM57 38L60 39V40H58ZM227 38L229 40L232 38L233 41H235L237 39L238 42L235 41L236 42V44H235L236 46L233 45V44H230V42L227 43V41H229ZM52 39H53L54 42L56 40V43H54L53 41L51 43L50 40H52ZM42 41L44 42V44H41V43H43ZM48 41H49V43H48ZM8 42L11 43V44H8ZM62 42H64V44H61ZM49 44H51L50 46H51L52 49H54L55 51H56V49H58L59 51L58 52L56 51L57 53H55L54 50H52L50 48ZM52 44L53 45H56V46H52ZM57 45H58L59 48H61L62 45H63V48L65 47V49L62 48V52H61L60 51L61 49L56 48ZM59 45H61V47ZM153 46H154V50H156L155 48H157V50L159 48H161L159 43H157V46H159V47H157L156 45H153ZM2 48H3V50H2ZM6 48H7V50L9 49L10 51H7ZM49 48L51 50L50 52H49ZM66 48H67L68 51L66 50ZM4 50L7 51V52H5ZM201 51H203V52H201ZM13 52L16 53V54H13ZM63 52H66L67 54L66 53H63ZM155 52H157V51H155ZM190 52H192V53H190ZM57 54L60 56L58 59H57V57H58ZM61 54H62L63 57L61 56ZM55 55L57 57H55ZM176 55H178V56H180V58L181 57L182 58L181 59L179 58L180 60L179 59H176V57L178 58V56H176ZM52 56H54V57H52ZM64 56H65V58H64ZM19 58H21V59L19 60ZM15 59L16 60L18 59V60L16 61ZM65 60H66V62H65ZM19 61L22 62V64L25 66V69H24L25 72L22 71L23 68H24V66L21 63L20 64L17 63ZM59 61L61 62V64L59 63ZM176 61H177V63H176ZM7 62L9 64H7ZM15 62H16V65L17 66L15 65ZM2 63H4V65ZM13 63H14V67L16 69L15 71H14V67L9 66L10 64L13 65ZM51 63L52 64L54 63L53 65H54L55 69H54V67H53V65ZM64 63H66V65H64ZM55 64H56V66L58 67L59 70L56 68ZM30 65H33L35 68L31 67ZM59 65H60V67H59ZM18 66L19 67L21 66L20 68H22V70L20 69V72L21 73L18 71L19 70V67ZM26 68H27V70H26ZM30 68H33V70L32 69L31 70H28ZM35 69H36L37 73L34 71ZM62 69H64V70H62ZM11 70L15 73V75H14L13 72H12V75L10 74L11 76L9 75V73H11ZM16 71H17V73H16ZM28 71L29 72L31 71V73H28ZM53 71H55V72H53ZM18 72H19V74H18ZM22 72H24V74ZM26 72H27V74L31 75L32 77H30V76L28 77L27 74H26ZM65 72H67V73H65ZM1 73H3L4 75H1ZM33 73L36 76H34ZM21 74H23L25 78ZM5 76H7V77H5ZM66 76L67 77L68 76L71 77V79H69V77H68V79L70 81L68 79H65V78H67ZM10 77H12V79H14V80L16 79L15 81H17V82L20 81V80L21 81L19 83H16L14 80L12 81L10 79ZM21 77L23 79H21ZM36 77H38L37 79H39V80L36 81L37 83L35 82ZM17 78L18 79L20 78V79L17 80ZM9 80H11L12 83ZM22 80H27L28 85H27V82L26 81H23L22 82ZM54 80L56 81L55 83H54ZM34 82L37 84L38 88H37V86H36V84ZM58 82H59V85H58ZM20 83H22V85L25 84L26 87H25V85L22 86ZM32 83L35 84L34 86H36V88L35 87L33 88V91L34 92L36 91V89H39V86L40 85H42V86H40L42 88V89L40 88V90L42 92L40 90H37V92H36L37 94L34 93L31 90V88L33 87V84ZM19 85H21L20 87H22V88H20ZM43 85L45 87H43ZM53 85L56 88H54ZM13 87H15L14 88L15 90L13 89ZM16 87H18L17 88L18 90L19 89H21V90H19V91L17 90L16 91ZM24 89L25 90L29 89L30 92L27 90V93H25L26 91ZM5 90H7L9 92H7ZM47 90H48V92L49 91H51V92L48 93ZM15 91L17 92V95L21 91H25V92H23L24 94L22 93L23 96H22V94H19L20 96L19 95L17 96ZM31 91L33 92V95H31V96H34V98L30 96V94L32 93ZM5 92L10 93V96L12 98L9 96L8 99L9 100L12 99V100H10L11 102L8 99H6V98H5L6 101H4L3 99H1V98H4V96H6V95L8 96L9 95L7 93L5 95L4 94ZM52 92H54V93L52 94ZM217 93H218V91H217ZM217 93H216V95L219 94V93L218 94ZM25 94L26 95L28 94V96L30 98H33L35 100L34 102H36V103H38V101L41 100L42 97H43V100H44V98L47 99V100H44V101L42 100V101H39L41 103H38V104L34 103L33 104L32 101H31L32 99L29 101L27 99L29 97L26 96ZM35 94L36 95H39L40 97L38 96V99H36L37 96ZM54 94H55V98L52 97V96H54ZM24 95H25V97H24ZM47 95H49V96L46 98ZM50 98H51L50 101H54L53 99H55L56 102H53V104H50V102H49V99ZM7 100H8V103H10V104L12 103V104L11 105L10 104L9 105L8 104L5 105L4 102H7ZM43 102H45V103L47 102L46 104H48V102H49V105H54L55 111H54V113L52 112L53 114L52 113H49V112L47 113L46 111H44V110L42 111L40 109V106L43 105L42 104ZM54 103H56V104H54ZM58 104H60L61 107ZM31 106H33V107L31 108ZM32 109H33V111H32ZM63 109H64V111H63ZM34 110H36V111L34 112ZM59 110H60V112L61 111L63 112V114H62L63 116L62 117L60 116L61 113L58 112ZM37 111H39L40 113H43V115L41 114L43 120L40 119L41 117H39L38 120L36 119L40 115V113H38ZM28 112L29 113L31 112V113L29 114ZM22 114H24V115L26 114L27 117L26 116L22 117L21 116ZM46 114L48 116H50L51 120H50L49 117L48 118L47 117H44V115L46 116ZM34 115H36V116H34ZM16 117H18V118L20 117V120H18V118H16ZM34 117H36V118H34ZM15 118H16V120H14ZM46 118L50 120V121L49 120H46V121H49L51 123V125L54 122V120H55L56 124L58 123L57 121L60 120V122H59L60 125L58 124V126H61V127H58L57 126L59 128V130H56L57 128H55V131L50 132V130H52V127L50 126V123L48 124L45 121ZM25 119L27 120L28 123H25L26 122V121H24ZM29 120H32L34 122H35V120H37L35 122V124L37 122L39 124L37 123L38 125L36 124V126H39L41 121H42L41 124L42 123H44V124L47 123L48 125L47 124L45 125L47 128L44 127V124H42L43 126H40L42 128V130L39 127V130H41V132L40 131L39 132L40 133H43V134H40L38 132V127L37 128H33V131L36 130L34 132L35 134L37 132L39 133V135L37 134L38 136L35 135L34 133H32L31 131H29V130H32L31 128L34 127V125H35L34 122H32L33 123V126H32L31 125L32 123ZM52 120H53V122H52ZM63 120L65 121L64 123H63ZM61 121H62V124L63 125L61 124ZM29 122H30V124H29ZM55 122L53 123V125L56 127ZM219 122H220V118H216V117L213 116L211 118V123H210L211 129H209L210 126H209V123L208 122H207V124L206 123L203 124L205 126H197V125L192 124L191 130L187 131L186 134H182L184 132V130L181 127H179L180 126V122H178V124L175 127L173 126V128H175V129L181 128V133L178 132V134L176 135V140H177L176 142L174 140H172L175 143L170 142L171 140H168V143L167 142H163L164 140H161V142L156 143V146H158L160 148L164 146L167 149L166 148L165 149L163 148V149L158 150L159 149L158 147H156L154 144H151L152 146L149 145V147H147V150H145V152L143 151L144 153H146V151H147V154L145 156L143 154L144 161L141 160V159H143V157L141 156L142 153L139 154L140 158L136 156V158L133 157L134 158L133 159L132 157H130L129 160H128V161L132 162L131 163L132 164L131 168L134 169L136 171V173L141 174V176L145 174L143 176V178L145 177L144 180L143 179L141 180V177H140V179L136 178L138 182H140L141 184L146 185V189L144 191L140 190L141 193L139 192L140 195L142 193L143 194L140 196V195H138V192H130L132 196H136L137 198L139 197L141 200H143V201H145V203H147V208L146 207L144 208L145 209V212L142 214L143 216L140 215V216L137 217V218H141V219L143 218L142 220H138L137 221L138 227L143 228V226H144L147 229L148 228V226H147L148 223H149V226H151V223L149 221H152L153 222L152 218L154 216H157V215L159 216V214H160L159 213V209H163L165 211V212H162L161 213L162 215L160 214L163 217V220H161L160 223H165V224L170 225V227L168 229H165V232H166V234L169 237L165 234L166 236L162 240V243H160V244H151V245H146V246H148L147 248H149V249L156 248L158 250V254L160 256L170 258V261L169 262H172L171 264H226V263L230 264L232 262L234 264H239V263H237L239 261L242 262V264H245V263L246 264H252L253 262L255 263L257 261L256 260L249 259V258L252 257L251 255L255 256V254L258 257L259 262H261L260 264H264V184H263L264 183V151H263V149H264V136H263V134H258V137H261V139H258V140L259 141H262V142L260 143L258 141V145H257L258 148L256 150L253 149V146H251V147L248 148L247 145L246 144H243V143L240 144V145H238V146L235 145L234 147L231 146V145L230 146L229 145H226V146L221 145L220 146L219 143L217 144V143H214V142L212 144H211V142H208L206 145H204L205 146V150H207V151L210 150L211 153H213V152L214 153H216V152L218 153L219 152L220 154L224 153L229 159H232V161L229 162L230 164L228 166H223V167H226L223 170H224V172H230V175L232 176L231 179H229V181L231 182V187L233 189H235V190L233 191V194L228 195V201H230V202H232L234 204V207L231 210H234L235 212L234 211H231V212L229 211V212L221 213L220 209L219 210H212V211H210V210H208L210 208L206 204L205 205L204 204H200L197 201L196 202L190 201L189 203L184 202V201H187L186 196H184L185 195V192H186V186H185L186 183H185V180H187V181L189 180L191 183L193 182V180L195 181V176L198 174L199 168L201 167V166H199L200 163H201V161H200V163H198L197 160H200V159L203 158L202 159L203 160L202 165H203V163H204V161L206 159V157L204 156V153L201 155L200 152H199V151H202V150L201 149H197V148L196 149L199 150L198 151V154L197 153H194L195 156H193L194 155L193 152H192V149H194L193 141L196 139V134L193 133V132H194V130H197V129L200 128V129H205V131L207 132V135H209L210 137H214V136L216 137L218 134H220V136H223L224 137L223 134L224 133L227 134L230 131H228V128H226L225 126L222 125V123H219ZM65 123L69 127V129L65 125ZM216 123H219V125L217 126V128H213L214 126L212 124H216ZM28 124L30 126H28ZM206 125H207V127H206ZM54 126H53V130H54ZM29 127H30V129H29ZM87 127H89V125H87V120H86L81 125L80 130H79V134L80 135H84L86 132H88V131H86V130H88ZM194 127H195V129H194ZM8 128H10V127H8ZM43 128L44 129L46 128L48 130H46V129L44 130ZM64 128H66L67 130H65ZM189 128L190 127L186 128V130L189 129ZM208 129H209V131H212L213 130V132H209L208 133ZM26 130H28V133L29 132L30 133L28 134ZM69 130H71V131H69ZM23 131H24V129H23ZM45 131H46L48 137H46V138L40 137V136H42V135L44 136L46 134ZM53 132L54 133L56 132L57 134H55V136H53L54 135ZM73 132H76L74 137H73V135H74ZM235 132H238V130L235 131ZM70 133H72V134L70 135ZM31 134H34L35 136H32ZM49 134H51V135H49ZM164 134H167V133H164ZM30 135H31L32 138L29 137ZM66 136L69 137V139ZM71 136L74 139L77 138V139H75L76 143H75L74 139ZM183 136L186 139H184ZM220 136L218 135V139H221L222 138ZM54 137H57V138H54ZM34 138H36L38 140L35 141ZM71 138L73 139V141L72 142H69ZM181 139L184 140V141H181ZM40 140L42 141V144H40L41 143ZM39 141H40V143H39ZM48 142H49V145L46 144ZM169 142H170V144H169ZM71 143L74 145L75 148L71 145ZM209 143H210V146H209ZM196 144H200V142L197 141ZM40 145H41V148H42V145H43V147L45 148V151H46V154L47 155H44L45 154V151H44L43 148H42V150H40L41 149V148H39ZM211 145H214V146H211ZM35 146H38V148H39V150H37L38 149L37 147L35 149V150L38 151L36 153V156L34 155L35 150H33V147L35 148ZM56 146L58 147V149L56 148ZM46 147H49V149L51 151L50 150H47L48 148H46ZM54 147L56 148V151H59V152H55V150H54L55 148ZM150 147H151L152 150H157V152L159 154L156 151L153 152L150 149ZM212 147H214V148H212ZM219 147L221 148V150H220ZM222 147H223V149H222ZM226 147H227V149H226ZM230 147H233L234 149L233 148L231 149ZM52 148H54V149H52ZM148 148H149V151H148ZM59 149H61V150H59ZM68 149H70L71 152H70V150L68 151ZM214 149H215V151H214ZM52 150H54V151H52ZM62 150H65L66 152L65 151H62ZM39 151L40 152L42 151L43 154L42 153L41 154H38V153H40ZM48 151L49 152H52V153L54 152L55 154L60 153L59 155H62L63 158L61 156H59V155H55L54 153L53 154L52 153H49ZM76 151H77V153H76ZM161 151L163 152V155L165 157L164 156H161L160 157V155H162L161 154L162 153ZM171 151L174 152L173 159L172 160H171V158H172L171 157L172 156V152ZM210 151L207 152V153H210ZM30 152H31L32 155H30ZM61 152H63V153H61ZM168 152L169 153L171 152V154L169 155ZM183 152H185V153H183ZM151 153L153 155L155 154L154 155V158H153V155ZM156 153H157V156L159 155L158 157H156ZM179 153H180V156L177 155ZM165 154H168V157ZM175 154L177 155L176 158L174 157V156H176ZM37 155H39V156H37ZM41 155H43V156H41ZM67 155H69V156H67ZM199 155H200V159H198L199 158ZM55 156L56 157L58 156V157L56 158ZM64 157L65 158L67 157V158L65 159ZM68 157H69V161L67 160ZM78 157L80 158V160H79ZM147 157L148 158L151 157V158L149 160L148 159L146 160L145 158H147ZM185 157L186 158L188 157L187 158L188 160L185 159ZM193 157H194V160L197 161L196 163L194 162ZM213 157L214 158H212L211 160L214 161L216 159L215 162H217L218 159L215 158L217 156H213ZM42 158H44V160ZM47 158H50V159H47ZM51 158L52 159L54 158L53 162L50 161V160H52ZM61 158L63 160L60 161ZM137 158L139 159L138 161H136ZM162 158H164V159H162ZM40 159H42L43 161L40 160ZM74 159H75V161H73ZM175 159H176V161H175ZM56 160H57V162H59V164H61V162L64 161L65 163L64 162L63 163H64L65 166L63 164H61V165L56 164L57 166L55 167L54 164L56 163L55 162ZM70 160H72L73 163ZM134 160L136 162H133ZM48 161H49V163H47L48 164V166H47V164L44 163V162H48ZM140 161L141 162L143 161L144 164H142ZM208 162H210V159H208ZM215 162H214V164H218V162L217 163H215ZM76 163L79 164V165L77 166ZM183 163H185V165ZM43 164H45V167H44ZM153 164H155V165H153ZM66 165H67V167L68 166H71V167L67 168ZM84 165H86V166H84ZM60 166L63 167V168H61ZM76 166L79 167V168H77ZM52 167H51V169H52ZM81 167H82V169H84V170L81 169L83 171V173H84V171L86 172V171L89 170L88 172H86L87 173L86 174L87 176L85 174L83 175L82 171L79 170ZM153 167L156 168L158 171L156 170L157 172H155V170H153L154 169ZM167 167H169V168H167ZM175 167H177V168H175ZM35 168H37V167H33V169H35ZM150 168L151 169L153 168V169L151 170ZM43 169H44V171H43ZM69 169L71 171H69ZM75 169H76L77 172L75 171ZM165 169H167L168 171H170V169H171V171H170L171 173L168 174L167 176H162V173H164V170ZM66 170H67V174L68 175L66 174ZM139 170H141V173H140ZM173 170H174V172H172ZM74 171L76 173H72ZM193 171H194V173H193ZM68 172H70V173H68ZM80 172L82 174H80ZM159 172L161 173V175H160ZM186 172H187V175L186 174L183 175V173H186ZM2 173H8V174L10 173V175L12 174L11 171H2V172H0V175L1 176H2ZM58 174H59V176H58ZM60 175H61V177H60ZM65 175H67V178L68 179L66 178ZM193 175H194V177H193ZM78 176H76L77 177V179H76L77 181L79 180V177ZM3 177H1L2 180L0 179V182H2V184H4V183L6 184L7 183L6 181L9 182V180H10L8 178H11L10 176H3ZM6 177H7V179H5ZM58 178L59 179L62 178V179L59 180ZM87 178L85 179L86 180L85 182H88L89 181ZM64 179H67L68 181H70L72 179L75 182L74 183L71 180L74 183L73 187L74 186H75V188L77 187L76 189L75 188L74 189L72 188V190L74 192L70 189L72 187V184L73 183H70L69 182L70 183L69 184V183H67L68 181L67 180H64ZM4 180H5V182H4ZM56 181H55V184H57ZM85 182H84V185L87 184ZM76 183H77V185H75ZM78 183L80 184V186H79ZM12 184H14V183H12ZM12 184L11 183L9 184V188L12 189V186H13L14 189H12V190H14V192L17 191L15 193H17V194H19L21 192H22V194L24 193L22 190L21 191L19 190L20 188L14 187V185H12ZM67 184L68 185H71V187L70 186H69L70 188L67 187ZM78 187H79V190L81 189V192H82V190H84L85 193H81L80 194V191L77 192L76 190H78ZM66 188H69V189H66ZM192 188H194V184L192 185L191 189ZM4 189L5 190L8 189V186L6 188L0 189V194H4V193L7 192ZM11 189H9V192H11V193L7 194L5 199H9L12 202L11 203L10 202L9 203L8 202H4L3 206L0 207V219L2 220V221L0 220V230L3 229L2 227H3V225L5 226V223L7 225L11 220H15L16 219L15 221H17L18 224H20V221H21L22 218H24V217H26L28 215H33L36 212V213H38L37 214L38 215L37 216V225H36V228H35V232H36L35 234L37 235V237H36V240H34V241H36V244H34L32 246L33 248H30V247H28V245H25L24 243L19 244L21 242V238H19V236L10 237L11 235H9V239H8L7 236H4L5 239L2 240V241H0V264H34V263L35 264L36 263L37 264H41L42 262H41V259L40 258H42L41 256H45V254L50 255L51 258L53 259L54 263H50V264H56V263H60V264H72L70 260L69 261L66 260L67 257H69L70 259H72V261L73 260H78V259H81V258H87V255L86 256H83L82 253L79 252V251H76L79 254H75L74 256L73 255H68L65 252V249L69 247V243H70L69 241H66V243L63 244V246L61 247L60 251H58V252H57V250H55V246L53 247V246H50L49 245V244L53 245L52 243H55V245L60 244L61 238L59 239V237L64 232H65L64 234H66V232L68 231V229H66V228H62L64 230H61V226H60V228H58L59 225H62L64 227V224L62 222L63 219L62 218H58V219H61V220H58L57 219L58 216L56 215V213H57L58 208H56V210L54 209L52 211V213L50 215H48V208H47V205L45 203L46 206L44 208H42L41 211L38 212V210L36 209V206L34 207V205L29 204V203H26L27 201H24L23 200L25 202V204H24V202L22 201V199L20 197H18V196L16 197V194L14 195L13 194V191H10ZM67 191H68V193H66ZM70 191H72V192H70ZM75 191H76V193H75ZM86 191H88V192H86ZM236 191L237 192L239 191V192L238 193H235ZM89 192H90V194L87 195ZM192 193H194V192L192 191ZM70 195H73L72 196L73 199L71 198ZM86 196H88V197H86ZM77 198H79V199H77ZM87 198L89 199L88 202H87V200H85ZM9 200H7V201H9ZM182 203L185 204V205L182 206ZM148 205H149L150 208H148ZM186 206L189 209L186 208ZM191 209H193V210H191ZM166 210H168V212ZM188 210H191V211H188ZM238 210L241 211V212H238ZM54 211H55V213H53ZM210 213H211V216H210ZM3 214L6 217V219L4 218ZM191 214H193L192 217H191ZM207 214H209V215H207ZM164 215L167 216L168 218L166 217V219H165V216ZM212 216H213V218H212ZM209 217H211V218H209ZM2 218L5 219V220H3ZM9 218H10V220H9ZM186 218H189V220H186V223H185V219ZM51 219H52V221H51ZM144 219H148L147 222ZM210 219H212V220H210ZM216 219H218V220H216ZM6 220H8V221H6ZM53 220L54 221L55 220H58L57 223L55 221V223L57 225H54L55 223L53 222ZM213 220H215V221H213ZM59 222H62V223H59ZM103 222H104V224H106L108 226L107 220H103ZM32 228H34V227L32 226ZM56 228H58V229H56ZM47 233L48 234H51V236L48 239L46 237V235H48ZM59 233H61V234H59ZM126 237H127V235H123V236H120V237H114V238H112V240H110V242L112 243L113 240H120V243L123 246H125V242H124L123 239H125ZM166 237H168V239ZM56 238L58 239V242L59 243L57 242ZM46 239H47V241H49L48 245L46 244L47 243L46 242ZM80 239H81L80 240L81 243L83 244L81 246L82 252L85 251V252L91 253L90 254V258L91 257L92 258L93 257L100 258L101 256H103L102 254L98 253L97 249H94V245H93L92 242L86 240L85 237H81ZM83 239H84V241H83ZM149 239H154V238H149ZM54 240H56V241H54ZM259 240H260V242H259ZM26 242L28 244V242H30V240H26ZM178 242H179V244H177ZM15 243L17 245H14ZM67 243H68V245H67ZM247 243L248 244H252L253 243V245L255 246L254 248L251 247L249 250H247L248 252L245 249V246L247 245ZM52 247H53V249H52ZM19 252H22V255L25 254V256H26V254L28 252V254L26 256L27 259L25 257H23V258H20L19 260L16 261V258L15 257H16V254L19 253ZM30 252H31V254H30ZM38 252H39V254H38ZM251 252H253V253H251ZM146 253L150 254L151 256L150 257H147L149 255L146 254ZM257 253H258L259 256L257 255ZM152 254H153L152 251L146 249V251L144 252V255L145 256H143L144 259L142 258V255L141 254H140V256H141L140 258H142L146 262H151L152 260L155 261V256L152 255ZM62 256H65V257L61 258ZM106 257L109 260L108 261L109 264H119V260H117V258H115L113 252L110 251V249H109V252L106 253ZM145 257H147V258H145ZM239 257H242V258L240 259ZM29 258H31V261L29 260ZM237 258H239L240 260L237 259ZM39 259H40V261H39ZM236 259L239 260V261H237ZM242 259L243 260L245 259L244 263H243V261H241ZM161 261L162 260H160L159 263ZM121 262H122V260H121ZM166 262H168V261H166ZM247 262H249V263H247ZM122 264H124V261L122 262Z\"/></svg>",
    "mask_w": 264,
    "mask_h": 264
},
{
    "label": "water",
    "instance_id": "water-1",
    "mask_svg": "<svg viewBox=\"0 0 264 264\" xmlns=\"http://www.w3.org/2000/svg\"><path fill=\"white\" fill-rule=\"evenodd\" d=\"M181 98L183 100H187L189 102V98L187 97L186 92H184L181 95ZM262 109H263V107H262ZM210 184H211V182L209 181V186H210ZM202 185H203V183L200 182V184H199L200 188H199V192H198L199 200H204L207 197L206 192L201 189ZM208 201H210L212 204H214L216 206H223L226 210L232 209L234 207V204L232 202L227 201V200H225V199H223L217 195H214V193H211V195L208 198Z\"/></svg>",
    "mask_w": 264,
    "mask_h": 264
},
{
    "label": "crops",
    "instance_id": "crops-1",
    "mask_svg": "<svg viewBox=\"0 0 264 264\" xmlns=\"http://www.w3.org/2000/svg\"><path fill=\"white\" fill-rule=\"evenodd\" d=\"M193 216V214H191V217ZM195 217V216H194ZM190 218V217H189ZM189 218H186L185 219V223H186V220H189ZM210 220H212V219H210ZM214 221V220H213ZM192 228V227H191Z\"/></svg>",
    "mask_w": 264,
    "mask_h": 264
}]
</instances>
